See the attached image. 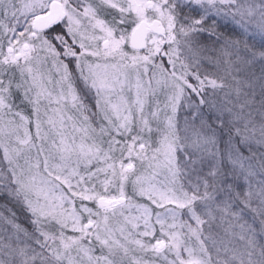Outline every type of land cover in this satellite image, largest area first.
Listing matches in <instances>:
<instances>
[{
	"label": "snow or ice",
	"instance_id": "6c2138e0",
	"mask_svg": "<svg viewBox=\"0 0 264 264\" xmlns=\"http://www.w3.org/2000/svg\"><path fill=\"white\" fill-rule=\"evenodd\" d=\"M0 264H264V0H0Z\"/></svg>",
	"mask_w": 264,
	"mask_h": 264
}]
</instances>
